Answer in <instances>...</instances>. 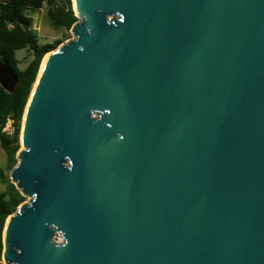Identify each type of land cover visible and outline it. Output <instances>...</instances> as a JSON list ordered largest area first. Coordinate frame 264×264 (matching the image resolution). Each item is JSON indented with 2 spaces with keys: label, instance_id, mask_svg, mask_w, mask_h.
<instances>
[{
  "label": "water",
  "instance_id": "1",
  "mask_svg": "<svg viewBox=\"0 0 264 264\" xmlns=\"http://www.w3.org/2000/svg\"><path fill=\"white\" fill-rule=\"evenodd\" d=\"M73 13L23 107L0 264H264V0Z\"/></svg>",
  "mask_w": 264,
  "mask_h": 264
},
{
  "label": "trees",
  "instance_id": "2",
  "mask_svg": "<svg viewBox=\"0 0 264 264\" xmlns=\"http://www.w3.org/2000/svg\"><path fill=\"white\" fill-rule=\"evenodd\" d=\"M42 4H46L44 12L48 23L53 27H62L64 30L62 36L40 43L35 31L27 26L32 17H28L25 10L37 9ZM72 8L68 0H6L0 2V58L8 61L16 75V82L11 91L5 90L0 85V147L5 153L7 168H10L16 161L15 151L19 146L18 131H20L21 114L40 59L46 51L54 48L67 37L68 28L76 19ZM21 47H27L31 56L23 66L19 67L14 50ZM6 117L12 119L10 132L1 129ZM0 180L4 184L3 189L0 190L1 253V231L4 219L8 213L15 209L24 195L4 174L2 168H0Z\"/></svg>",
  "mask_w": 264,
  "mask_h": 264
},
{
  "label": "rangeland",
  "instance_id": "3",
  "mask_svg": "<svg viewBox=\"0 0 264 264\" xmlns=\"http://www.w3.org/2000/svg\"><path fill=\"white\" fill-rule=\"evenodd\" d=\"M45 6L46 4H42L37 9L25 10V12L27 13V16L32 17V20L28 21L27 26L32 28L35 31L37 40L40 43L45 42V41H51L54 38H58L62 36V32L64 30L62 27H53L48 23L47 17L44 12ZM72 36L73 35L69 31V28H68L67 37H65L63 40H65L66 38L72 37ZM14 55L17 58V65L21 67L30 58L31 53L27 47H21V48H17L14 50ZM20 128L21 127L19 125V130ZM19 138H20V131H18V144H19V147H21L22 144ZM0 168H2V171L4 172V174L8 175L9 168H7L6 166L5 153L1 147H0ZM3 187H4V184L0 180V190L3 189ZM27 198L28 197L24 195V198L22 200H26ZM53 238L56 240H59V236L56 233L54 234Z\"/></svg>",
  "mask_w": 264,
  "mask_h": 264
},
{
  "label": "built area",
  "instance_id": "4",
  "mask_svg": "<svg viewBox=\"0 0 264 264\" xmlns=\"http://www.w3.org/2000/svg\"><path fill=\"white\" fill-rule=\"evenodd\" d=\"M6 0H0V2H5ZM69 1V3H70V6H71V8H72V5H71V3H72V0H68ZM11 121H12V119L10 118V117H6V120H5V122H4V125L2 126V130H4L5 132H10L11 131V129H12V124H11ZM56 240V239H55Z\"/></svg>",
  "mask_w": 264,
  "mask_h": 264
},
{
  "label": "bare ground",
  "instance_id": "5",
  "mask_svg": "<svg viewBox=\"0 0 264 264\" xmlns=\"http://www.w3.org/2000/svg\"><path fill=\"white\" fill-rule=\"evenodd\" d=\"M72 7H73V9L75 10V0H72ZM45 56V55H44ZM44 56H43V58H44ZM43 58H42V60H43ZM42 60H41V62H42ZM41 64V63H40ZM21 142V141H20ZM2 261V260H1Z\"/></svg>",
  "mask_w": 264,
  "mask_h": 264
}]
</instances>
